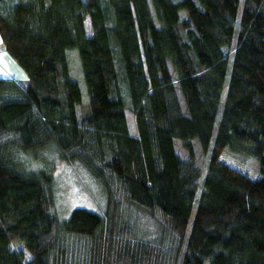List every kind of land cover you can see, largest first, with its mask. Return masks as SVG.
I'll list each match as a JSON object with an SVG mask.
<instances>
[{"label":"trees","instance_id":"1","mask_svg":"<svg viewBox=\"0 0 264 264\" xmlns=\"http://www.w3.org/2000/svg\"><path fill=\"white\" fill-rule=\"evenodd\" d=\"M0 41L27 77L0 79V264H264V0H0ZM50 147L101 187L102 216L59 221L52 170L17 172Z\"/></svg>","mask_w":264,"mask_h":264},{"label":"rangeland","instance_id":"2","mask_svg":"<svg viewBox=\"0 0 264 264\" xmlns=\"http://www.w3.org/2000/svg\"><path fill=\"white\" fill-rule=\"evenodd\" d=\"M86 29L89 32L88 21H86ZM66 60L68 62L70 79L79 85L82 94V105L87 107L88 96L80 71L77 50L73 49L66 51ZM10 63L4 56V50L0 41V79L8 78L3 77L2 75L3 73L6 74V70L10 72L8 76L18 77L14 70L11 69ZM20 85L25 86L22 83ZM180 103L183 110H185L184 102L181 98ZM126 119L130 134L133 136L136 135V124L133 116L126 113ZM179 143L180 142L178 140H174L175 151L181 156H185L179 146ZM193 151L196 165L200 171L199 182L201 183L207 168L209 155H202L197 145H194ZM59 155L60 153H58L56 148L50 147L45 152H42L37 156H18L14 159V164L16 165L15 167L17 172L21 174L36 172L43 168H47L49 171L52 170L53 197H51L53 200V212L59 221L67 220L75 209H85L89 212L102 216L105 210V197L101 187L79 165L71 164L60 158ZM240 158L244 160L248 168H255V162L252 159L244 157ZM123 208L125 215L135 217L134 219L137 223V232H142L145 239H154L157 237L158 225H160L161 222L159 217L144 214L137 211L132 206L124 205ZM11 248L14 251H22L25 261L30 258V254L23 248L21 242L14 241L11 244Z\"/></svg>","mask_w":264,"mask_h":264},{"label":"crops","instance_id":"3","mask_svg":"<svg viewBox=\"0 0 264 264\" xmlns=\"http://www.w3.org/2000/svg\"><path fill=\"white\" fill-rule=\"evenodd\" d=\"M4 56L8 60L9 63L12 62V63H10L11 64L10 67L12 70H14V72L16 73V75L18 77L16 78L15 76H8L10 72L8 70H6L7 75L5 73H3L2 75H3V77H8V78H1V79H13V80H16L20 84L22 83L23 85H26L27 84L26 75L20 70V68L17 67V65H15L14 61H11L12 59L10 57H8V55L5 52H4Z\"/></svg>","mask_w":264,"mask_h":264}]
</instances>
